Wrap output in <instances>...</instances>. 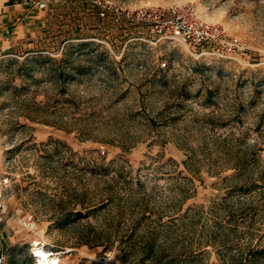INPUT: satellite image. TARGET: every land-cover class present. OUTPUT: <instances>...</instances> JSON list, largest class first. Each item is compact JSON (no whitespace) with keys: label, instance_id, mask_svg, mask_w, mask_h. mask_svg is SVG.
Returning <instances> with one entry per match:
<instances>
[{"label":"rangeland","instance_id":"1","mask_svg":"<svg viewBox=\"0 0 264 264\" xmlns=\"http://www.w3.org/2000/svg\"><path fill=\"white\" fill-rule=\"evenodd\" d=\"M184 5L240 39L247 64L118 14ZM40 11L0 53L5 263L36 264L39 248L59 264H264V0Z\"/></svg>","mask_w":264,"mask_h":264},{"label":"built area","instance_id":"2","mask_svg":"<svg viewBox=\"0 0 264 264\" xmlns=\"http://www.w3.org/2000/svg\"><path fill=\"white\" fill-rule=\"evenodd\" d=\"M51 0H40L36 6L44 9ZM126 21L148 26L152 33L176 40L186 47H192L216 59H224L246 65L248 49L240 39L230 34L221 24L205 21L192 5L164 10L160 8L140 9L134 12L119 11ZM104 17V14H101ZM165 65H163L164 67ZM5 204L0 202V214L5 215ZM20 226L28 231L35 228L34 217L24 216ZM0 238V264H6ZM36 262V253L32 252Z\"/></svg>","mask_w":264,"mask_h":264},{"label":"crops","instance_id":"3","mask_svg":"<svg viewBox=\"0 0 264 264\" xmlns=\"http://www.w3.org/2000/svg\"><path fill=\"white\" fill-rule=\"evenodd\" d=\"M38 1L40 0H0V53L11 52L27 28L38 18L41 12L36 6ZM8 228L9 223L5 224L4 216L0 214L2 249L13 240Z\"/></svg>","mask_w":264,"mask_h":264},{"label":"bare ground","instance_id":"4","mask_svg":"<svg viewBox=\"0 0 264 264\" xmlns=\"http://www.w3.org/2000/svg\"><path fill=\"white\" fill-rule=\"evenodd\" d=\"M34 252L36 253V258H38L36 264H59V260L53 258L52 254H48L39 248L34 249Z\"/></svg>","mask_w":264,"mask_h":264},{"label":"trees","instance_id":"5","mask_svg":"<svg viewBox=\"0 0 264 264\" xmlns=\"http://www.w3.org/2000/svg\"><path fill=\"white\" fill-rule=\"evenodd\" d=\"M84 46H89L88 43L84 44ZM80 71V74H85L86 70L82 69V68H79V67H72L71 66V72L74 73V72H79ZM75 75H72V77H74Z\"/></svg>","mask_w":264,"mask_h":264}]
</instances>
